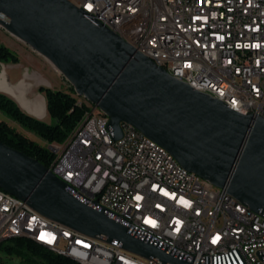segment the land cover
I'll return each mask as SVG.
<instances>
[{"label": "built area", "instance_id": "obj_1", "mask_svg": "<svg viewBox=\"0 0 264 264\" xmlns=\"http://www.w3.org/2000/svg\"><path fill=\"white\" fill-rule=\"evenodd\" d=\"M96 26L109 14L127 16L119 37L157 67L187 78L195 91L229 109L264 119V0H69ZM113 32V31H111ZM259 39V46H251ZM87 112L63 144L49 149V170L66 191L129 234L191 264H264V226L226 189L203 182L163 147L125 124L115 140L109 117L77 98ZM264 216V214H262ZM49 219L40 225L20 199L0 189V244L27 238L77 264H163L124 250L119 241L92 238Z\"/></svg>", "mask_w": 264, "mask_h": 264}, {"label": "water", "instance_id": "obj_2", "mask_svg": "<svg viewBox=\"0 0 264 264\" xmlns=\"http://www.w3.org/2000/svg\"><path fill=\"white\" fill-rule=\"evenodd\" d=\"M83 15L69 0H0V27L46 58L79 97L109 117L115 140L122 137L121 124H128L187 171L264 214V119L195 91ZM0 189L54 222L119 241L141 258L191 264L134 238L67 193L49 168L1 141Z\"/></svg>", "mask_w": 264, "mask_h": 264}, {"label": "trees", "instance_id": "obj_3", "mask_svg": "<svg viewBox=\"0 0 264 264\" xmlns=\"http://www.w3.org/2000/svg\"><path fill=\"white\" fill-rule=\"evenodd\" d=\"M0 63L18 64L19 58L6 46L0 45ZM72 90L75 92L74 88ZM39 92L46 98L50 122L28 115L15 100L0 92V114L8 118V121H0V141L50 168L55 158L50 146L63 144L69 138L88 107L84 103L78 104L77 98L61 90L41 87ZM0 250L31 264H77L27 238L6 240L0 244Z\"/></svg>", "mask_w": 264, "mask_h": 264}, {"label": "rangeland", "instance_id": "obj_4", "mask_svg": "<svg viewBox=\"0 0 264 264\" xmlns=\"http://www.w3.org/2000/svg\"><path fill=\"white\" fill-rule=\"evenodd\" d=\"M0 45L6 46L8 49L14 52L18 56V58L20 57L22 61H25L26 58L25 56L27 57L32 56V59H34V63H35L34 71L37 72V74H39L41 77V78L39 76L37 77V79L41 83L37 85L38 89L35 90L39 91L41 87L49 88L53 90H61L63 92L72 94L75 98H79L76 92H73L72 90L73 86L65 79L63 75H61V73H59L55 69V67L46 58L34 52L25 43H23L22 41L18 40L17 38L7 33L2 27H0ZM2 65L3 64L0 63V68L2 67L0 74L3 78H6L4 71H2L3 67L6 66H2ZM8 71L12 74H15L17 72V70H12V71L8 70ZM43 97L45 96L41 94V96H39V98L35 100L38 109L42 110V111L40 110L39 112L40 117L44 116L45 114L43 110V106H44ZM0 121H8V118L0 114ZM33 137L39 143H43L41 139L36 138L35 136ZM0 264H31V263L27 262L23 258L17 257L15 255L11 256L6 252L0 250Z\"/></svg>", "mask_w": 264, "mask_h": 264}, {"label": "crops", "instance_id": "obj_5", "mask_svg": "<svg viewBox=\"0 0 264 264\" xmlns=\"http://www.w3.org/2000/svg\"><path fill=\"white\" fill-rule=\"evenodd\" d=\"M25 57V61H22L19 57L20 61L18 64L2 65L6 66L2 69V71H4L5 73L6 78H3L0 74V92L15 100L19 104L21 109L28 115L42 121L50 122V118L47 112L46 98L43 97V110L45 114L42 117H40L39 114L41 109H38L35 102V100H37L39 96H41V93L35 90L38 89L37 85H39V83L41 82L37 79V77H40V75L34 71V59H32V56ZM8 70H17V72L15 74H12Z\"/></svg>", "mask_w": 264, "mask_h": 264}, {"label": "bare ground", "instance_id": "obj_6", "mask_svg": "<svg viewBox=\"0 0 264 264\" xmlns=\"http://www.w3.org/2000/svg\"><path fill=\"white\" fill-rule=\"evenodd\" d=\"M100 15H107V27H109V30L113 31L114 34L121 33L127 29V16L122 15L120 13L109 14V3H102V5H100ZM96 26L104 27V21H96ZM116 35L119 36V34ZM128 44H130L134 48V43H128ZM251 46H259V39H251ZM139 53L144 55V52H139ZM166 72L176 79V74H172L170 73V71H166ZM257 80L264 81V71H257ZM180 81L188 85L187 78H180ZM91 108L100 110L97 106L93 104H91ZM237 113L244 115V111H237ZM121 128L122 130H125V124H121ZM132 130H136V129L132 127ZM154 150H161V146L158 145L157 143H154ZM174 162L178 163L175 160V158H174ZM201 180H203V182H209L203 178H201ZM20 205L24 209H29V211H31L33 216L36 217V221H39L40 225L49 226V219L44 217L37 211H35L31 206L27 204V202L20 200ZM240 206H245V205L240 203ZM254 221H257V224L264 226V216H262L261 213L254 212ZM71 238H78V231L71 230ZM125 263L134 264L133 256H125Z\"/></svg>", "mask_w": 264, "mask_h": 264}]
</instances>
